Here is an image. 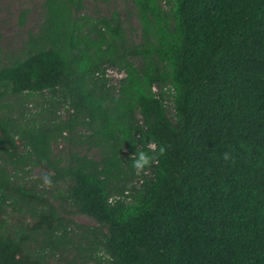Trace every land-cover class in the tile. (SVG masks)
Wrapping results in <instances>:
<instances>
[{
	"label": "trees",
	"instance_id": "16d2710c",
	"mask_svg": "<svg viewBox=\"0 0 264 264\" xmlns=\"http://www.w3.org/2000/svg\"><path fill=\"white\" fill-rule=\"evenodd\" d=\"M132 2L130 44L117 12L45 0L26 57L0 67V101L50 91L36 113H0V264H54L76 239L83 264H264V0ZM20 204L33 224H11Z\"/></svg>",
	"mask_w": 264,
	"mask_h": 264
},
{
	"label": "rangeland",
	"instance_id": "374dc122",
	"mask_svg": "<svg viewBox=\"0 0 264 264\" xmlns=\"http://www.w3.org/2000/svg\"><path fill=\"white\" fill-rule=\"evenodd\" d=\"M44 1L45 0H0V67L10 65L15 61L26 57L27 42L31 33H36L39 30L40 24L44 17ZM118 13V20L122 23L128 41L130 44L139 43L141 40V27L139 25L136 8L132 0H84V7L81 14H86L93 18L99 17H112L114 13ZM114 80L112 83L116 84L117 78L122 73L110 71L108 73ZM44 98V97H43ZM43 98H30L28 95L22 96H6L0 101V113L6 112L7 108L3 107L4 104H11V109L17 114L21 110L27 112L26 107L23 108L24 102H31L36 104L43 100ZM26 102V104H27ZM25 104V106H27ZM42 108L41 104L39 105ZM71 146L61 139L59 143L54 144L56 153L67 152ZM82 152L86 153L85 148ZM89 155L98 157V151L93 150ZM40 168L35 169L34 175L41 174ZM26 175V174H25ZM24 176V173H22ZM27 176V175H26ZM24 180V179H23ZM27 181V179H25ZM51 190V189H50ZM53 190V189H52ZM58 207L60 202L54 198L50 199ZM22 211L10 212V221L12 225L18 226L19 223L26 219V222L33 224L35 222L31 215L26 214L27 205L20 204ZM10 207L9 210H12ZM63 209H67L65 214L66 218L75 220L79 224L86 226L97 225L96 221L85 214L77 213L76 208L63 205ZM17 221H19L17 223ZM76 242L66 250L56 251L55 255H50V261L54 264H83L88 250L83 249ZM85 245V243H84ZM80 257H76L79 256ZM83 256V257H82ZM91 264H113L108 258L92 260Z\"/></svg>",
	"mask_w": 264,
	"mask_h": 264
},
{
	"label": "built area",
	"instance_id": "2783aa9c",
	"mask_svg": "<svg viewBox=\"0 0 264 264\" xmlns=\"http://www.w3.org/2000/svg\"><path fill=\"white\" fill-rule=\"evenodd\" d=\"M116 69H108L107 71V76L112 78L108 73L110 71H115ZM119 73H122L121 76H119L117 79L122 78L125 74L124 72H120L119 70H116ZM153 92L155 93L156 97L159 99L163 100L164 106L171 112V114H175L176 109H175V90L172 86L170 85H158L155 84L153 86ZM37 97L42 98V96H47L50 97V91L48 89L43 90L42 92H35ZM163 94V98H162ZM29 111L32 113H36L39 111L40 106H34L31 102H29ZM74 111V109L70 106L68 102H64L61 107L58 109V115L61 116L62 118L66 119L69 117V115ZM172 114V115H173Z\"/></svg>",
	"mask_w": 264,
	"mask_h": 264
},
{
	"label": "clouds",
	"instance_id": "9594fccd",
	"mask_svg": "<svg viewBox=\"0 0 264 264\" xmlns=\"http://www.w3.org/2000/svg\"><path fill=\"white\" fill-rule=\"evenodd\" d=\"M153 147H154V145H153ZM146 163H148V158L143 153H141L140 159H139V161H137V167H141Z\"/></svg>",
	"mask_w": 264,
	"mask_h": 264
}]
</instances>
